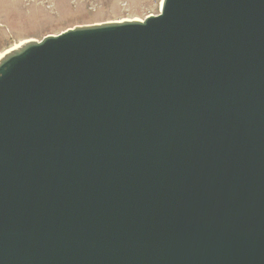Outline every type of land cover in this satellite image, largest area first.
<instances>
[{
    "label": "water",
    "instance_id": "1",
    "mask_svg": "<svg viewBox=\"0 0 264 264\" xmlns=\"http://www.w3.org/2000/svg\"><path fill=\"white\" fill-rule=\"evenodd\" d=\"M0 264H264V0L3 53Z\"/></svg>",
    "mask_w": 264,
    "mask_h": 264
},
{
    "label": "rangeland",
    "instance_id": "2",
    "mask_svg": "<svg viewBox=\"0 0 264 264\" xmlns=\"http://www.w3.org/2000/svg\"><path fill=\"white\" fill-rule=\"evenodd\" d=\"M161 0H0V54L28 39L41 40L75 25L143 19Z\"/></svg>",
    "mask_w": 264,
    "mask_h": 264
},
{
    "label": "bare ground",
    "instance_id": "3",
    "mask_svg": "<svg viewBox=\"0 0 264 264\" xmlns=\"http://www.w3.org/2000/svg\"><path fill=\"white\" fill-rule=\"evenodd\" d=\"M137 19H138V18H137ZM24 41H26V40H24ZM24 41H22V42H24ZM22 42H20L19 44H21ZM19 44H17V45H15V46H12V47L8 48V49L5 50L3 53H5V52H7V51H9V50H11V49L17 47ZM3 53H1L0 56L3 55Z\"/></svg>",
    "mask_w": 264,
    "mask_h": 264
}]
</instances>
